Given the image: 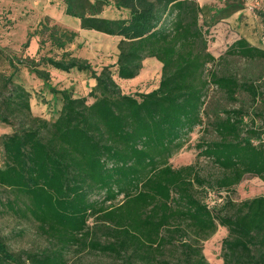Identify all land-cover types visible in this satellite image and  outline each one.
Returning a JSON list of instances; mask_svg holds the SVG:
<instances>
[{"label": "trees", "instance_id": "trees-1", "mask_svg": "<svg viewBox=\"0 0 264 264\" xmlns=\"http://www.w3.org/2000/svg\"><path fill=\"white\" fill-rule=\"evenodd\" d=\"M61 2L81 29L119 37V54L114 64L96 69L71 50L78 32L50 16L23 44L27 48L38 37V59L0 46V123L12 129L0 136V186L7 191L5 198L0 194V205L38 223L51 242L40 252L15 253L0 233V264H68L72 247L110 254L125 264H211L204 241L219 227L227 230L224 264H264V194L242 201L227 195L211 205L199 192L209 186L230 193L247 174L264 182V111H256L260 123L254 118L249 123L243 108L210 118L212 86L231 101L241 91L253 101L264 98L261 84L213 68L222 57L209 50L211 30L243 5ZM109 7L122 15H105ZM260 15L264 22V11ZM230 56L264 60V48L241 37L226 50L224 57ZM148 58L162 63L157 87L123 92L117 78H136ZM23 69L52 94L50 118L33 113ZM52 69L88 73L95 85L89 96L76 95L53 84ZM205 117L220 138L196 147L198 156L221 169L213 180L193 164L175 167L170 161ZM99 233L109 241L102 242ZM174 252L175 260L167 256Z\"/></svg>", "mask_w": 264, "mask_h": 264}, {"label": "rangeland", "instance_id": "rangeland-1", "mask_svg": "<svg viewBox=\"0 0 264 264\" xmlns=\"http://www.w3.org/2000/svg\"><path fill=\"white\" fill-rule=\"evenodd\" d=\"M201 4L212 8L224 7L225 0H199ZM241 3L243 8L229 18L219 22L212 30L209 38V50L216 56L222 57L220 62L213 66L221 74H232L240 80H251L262 85L264 90V60L250 61L239 56L224 57L229 45L235 40L245 37L253 45L264 48V22L260 12L264 11V0H226ZM105 15L118 17L121 12L109 7ZM45 16H50L62 25L78 32L71 50L76 56L85 58L96 69L103 65L114 64L117 61L120 38L110 36L94 30L81 29L76 19L67 17L63 12L61 0H0V46L5 47L12 53L23 54L38 59L39 38L33 37L29 47L23 44L28 39L29 33L36 29L39 21ZM49 46L47 45V48ZM44 49V52L46 49ZM162 63L157 59L148 58L144 61V67L140 74L133 79L117 78L123 92L132 93L136 91H150L157 87L161 79ZM52 82L59 88H72L76 95L89 96L95 85L93 78L88 73L73 70L63 72L57 69L51 70ZM21 80L32 93L31 106L35 115L50 118L52 94L44 90V85L34 74L26 69L22 70ZM211 99L209 103L211 121L217 114L223 115V109H245L247 121L252 123L254 118L257 123L260 119L256 111H264V98L253 101L252 97L241 91L236 101L227 98L222 90L216 86L211 88ZM93 98L89 97L91 102ZM12 129L0 123V136L11 132ZM212 124L209 125L205 117V124L198 126L190 135L186 145L172 158L171 163L175 167L193 164L201 176L207 179H216L222 174L221 169L211 159L198 156L199 150L196 144L199 141L218 140ZM3 164L2 149L0 146V167ZM207 189V190H206ZM200 190V196L214 205L222 203L229 195L235 201H242L257 195L264 194V182L258 176L247 174L242 182L228 193L227 190L215 191L207 186ZM207 191V192H206ZM7 191L0 186V194L5 198ZM0 233L6 237L11 249L15 253L23 251L40 252L48 248L50 240L40 231L38 223L18 217L7 212L0 205ZM92 223H94L92 221ZM227 230L219 227L217 232L208 240L204 241V254L211 264H224L221 258L222 239ZM102 242H108L106 235L99 233ZM168 257L176 259L173 255ZM68 264H125L122 259L100 251H91L90 248H70L68 252ZM139 264V263H136Z\"/></svg>", "mask_w": 264, "mask_h": 264}]
</instances>
